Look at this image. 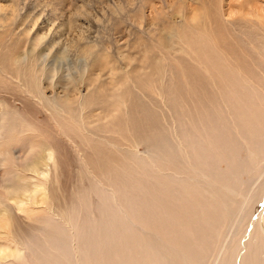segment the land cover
Listing matches in <instances>:
<instances>
[{
	"label": "rangeland",
	"instance_id": "obj_1",
	"mask_svg": "<svg viewBox=\"0 0 264 264\" xmlns=\"http://www.w3.org/2000/svg\"><path fill=\"white\" fill-rule=\"evenodd\" d=\"M221 12L225 13L223 18L219 16ZM234 13L233 0H0V114L12 110L10 112L12 120L14 119L13 124L10 123L12 128L10 126L7 128L10 134L3 133L4 129L0 128V134H4L0 136V148L8 146L10 152L17 150V154H22L33 144H28L30 141H36L44 146L53 144L56 165L52 166V170L47 175V178H50L52 202L54 197L56 206L63 207L65 215L70 216L69 222L73 225L70 229L75 233L78 241L76 245L82 259L103 257L106 259L112 250H115L118 258L121 259L122 252L117 251L116 244L120 236L131 232L132 228L126 226L124 229L120 222L121 218L111 219L110 213L106 212V204L112 202L110 190L120 193L122 183H125L120 178L125 172H128V177L132 181L136 176L138 177L136 166L149 152L157 151L155 159L158 160L159 165H165L164 160L161 159L162 154H159L161 150L157 147L167 139L171 141L169 137L173 136V131L164 127L162 123L164 128L158 131V134L152 136L148 129L140 135V125H143L141 122L144 121L145 115L146 124L151 125L148 109L155 112L152 113L153 117L157 114L156 118L159 122H163L164 118L161 114L165 113L170 126L177 127V132L182 130V126L187 128L190 123L196 124L195 126L199 128L198 112H204L206 105L210 107L214 105L213 108L217 109L219 104L216 105L213 101H208L205 106L198 101L203 98L200 93L202 89L197 85L201 81L197 78H203L205 81L210 71V75L216 76L214 83L221 86L222 82L217 78L220 74L214 70L216 64L201 65L197 56L202 57L203 51L210 52L212 54L208 55L217 57L216 62L219 64L215 66L219 68L217 70L243 68L250 79L260 76L255 71V67L264 68L262 64L264 36L263 33H259L261 28L257 31L255 28L233 25L235 18L238 17ZM228 21L232 24H227ZM37 41L39 43L33 54V51L29 52L32 49L29 43ZM19 44L22 46L20 47ZM25 44L30 50L24 48ZM253 45L255 49L251 48ZM257 45L260 46L258 56ZM84 46L93 47L91 56L98 61L94 66L89 67L90 76L87 74L89 78L83 76L82 81L79 72L82 70L80 67L83 66L85 58L81 53L87 48ZM203 46L207 48L203 49ZM10 49L16 55H20L22 49L28 50L26 54L21 55L19 63L22 66L16 64L15 60H12L15 64L11 60L7 63L9 57L15 59L12 57L13 54H10L12 53ZM23 56L26 60H23L24 63ZM5 63L9 65L8 70L4 68L7 66ZM12 64L16 71L11 67ZM40 65L41 67L45 65L46 73L43 74V71L39 70L41 68H38L39 73H35L37 80H31L29 76L33 77L35 74L31 75L30 71L36 70ZM192 65L195 71L196 66L206 67L209 71L207 74L201 72L203 76L199 75L198 71L193 77L185 75V70ZM1 66H4V70ZM19 66L21 72L17 68ZM77 68H79L78 72ZM92 69L94 72L91 74ZM190 78L196 79L192 80L193 85L191 84L192 89L194 88L193 92L198 93L196 97L185 88L186 81L188 79L190 81ZM233 80L234 77L227 81L234 82ZM196 85L198 87H195ZM74 89H78L77 93ZM65 91L69 92L68 101L63 97ZM40 93L43 95L46 93L48 100L50 98L56 100L58 108H53L51 102ZM81 96L84 97L87 106L83 113L77 103ZM176 98L179 100L175 101ZM80 122L85 124L86 132L82 130ZM22 124L23 128L26 126L24 129ZM36 127H39L38 131ZM29 129L31 131H28ZM33 133L37 137H34ZM7 137L11 141L7 140ZM22 137L25 139L23 140ZM237 143L238 140L236 142L228 140L232 156L238 158V161H243L247 153L242 145ZM172 144L174 146V143ZM130 146H133V150L127 153L126 149ZM154 148L155 150H152ZM170 158L173 159V155ZM217 167L220 171L227 169L226 160L218 162ZM2 170L3 167L0 165V175L4 170L6 171L5 168L3 172ZM237 176L242 184L252 189L256 188L257 181H254L245 169L239 170ZM160 181L169 183L167 178L153 180L150 178L142 181V185L144 184L141 187L142 192L146 193L151 188L147 184H160ZM104 186L107 189L103 188ZM263 201L264 198L254 204L255 209L258 207L257 213L264 204ZM256 212L251 214L248 225H252V219H255L253 217H258ZM40 214L41 212H38L35 216ZM201 214L199 212L200 217ZM23 221L25 224L32 220ZM50 221L52 220L47 218L43 230L50 231ZM116 224L120 226L119 231L122 234ZM234 228L227 229L226 244L237 232L238 227L234 226ZM249 234L250 227L249 230H245L243 240L249 237ZM92 243L95 248H91ZM91 250L93 253L90 252ZM212 251L208 253L211 254Z\"/></svg>",
	"mask_w": 264,
	"mask_h": 264
},
{
	"label": "bare ground",
	"instance_id": "obj_2",
	"mask_svg": "<svg viewBox=\"0 0 264 264\" xmlns=\"http://www.w3.org/2000/svg\"><path fill=\"white\" fill-rule=\"evenodd\" d=\"M233 2L234 15H238L233 25L236 24L238 27L247 26L250 29L255 28L257 31L261 28L259 33H263L264 36V0H233ZM223 14L225 13L221 12L222 16L220 14L219 16L223 18ZM220 20L222 19L220 18ZM228 22L226 23L232 24V22ZM168 37H171V35H168ZM173 41L170 42L173 43ZM38 43L39 41L29 43V46L32 47L31 50L28 49L29 47H25L26 44L24 48L30 50L29 52L33 51L32 53L34 54ZM84 47L87 48L82 50L81 53L82 57H85L83 66L80 67L82 74L79 72L80 80L82 81L84 77L87 78L89 67L94 66L98 61L97 58L91 56L93 47ZM259 47L257 45V56L260 53ZM251 48L255 49L254 45ZM23 49H20L21 53L23 51L22 54L19 53L20 55L13 54L10 49L12 53L10 51L9 53L13 54L12 57H15V59L9 57L10 59H7V63L8 60H15L16 64L22 66L19 63V61L21 62V55L28 52V50ZM262 50V53H264V48ZM209 53L203 51L202 57L197 56L199 64H216L214 65V70L220 74L217 75V78L222 82V87L214 83L216 76L210 75L211 72L203 66L202 68L196 66V71H198L199 75H201V72L202 74H207L209 71V77L205 81L203 78H197L201 83H197L200 87L197 85L195 87L202 89L200 93L203 100H198L201 105L205 106L208 101H213L216 105L219 104L217 109L213 108L214 105L212 107L206 105L204 112H198L199 128L195 126L196 124L190 123L187 128L182 126V130L178 132L177 127L170 126L165 113L161 114L164 118L163 122H159L156 118L157 114H155L156 117H153L154 114L152 115V113L155 112L148 109L151 125L148 126L146 124L145 115L144 121L142 120L141 122L143 125H140V135L150 129V133L153 136L155 133L158 134V131H162L165 126L173 131V136L169 137L172 142L167 139L157 147L161 150L159 154H162L161 159L164 160L165 165H159L158 160L155 159L157 158V151L154 153L149 152L147 156L141 159L140 164L136 166L138 177L134 175L136 176L133 179V181H136H134L135 183L128 177V172L124 171L125 173L120 180H124L125 183H122L120 193L118 194L108 188L112 202L106 204V212L110 213L111 219H115V217L121 218L120 222L124 229H126V226L132 228L131 232L122 234L119 231L120 226L116 224L122 237L120 236L117 244L113 243L114 239L112 243L116 244L117 251L122 252L121 259L118 258V253L115 250H112L106 259L104 257L99 259L88 258L86 261L81 258L76 245L78 241H76L75 233H73L74 231L71 232L70 229L73 228L72 223L69 222L70 216L65 215L66 212L62 209L63 207L56 206L57 203L54 197L52 202L50 178L48 179L47 175L52 170V166L56 165L54 149L52 148L53 144L44 146L36 143V141H30L28 144H33L26 151L24 150L25 152H22V154H17V150L10 152L8 146V148L6 146L5 148H0V165L3 170L4 168L6 169L4 172L2 170L3 173L0 175V264H264V204L258 209V213L256 212L258 207L254 208V204L264 198V68L255 67V71L260 76L252 79L247 75V72L244 73L243 68H232L231 70L222 68L220 71L217 70L219 68H215V66L219 65L216 62L217 57L208 55ZM262 57V64H264V55ZM193 58L196 60L195 56ZM23 60H25L24 56L22 62ZM5 65L7 64L5 63ZM21 66L17 68L20 70ZM44 66L35 67V72L32 69L31 73L28 72V74L34 75L39 70L43 71L44 74L47 70ZM3 67L1 66L2 70L4 68L7 69L9 65ZM38 68L43 69L37 70ZM16 70L14 69V71ZM185 71L187 76L193 77L197 75L193 65L188 66ZM93 72L92 69L91 74ZM36 74L33 76L35 78L29 76L31 80L34 79L33 81H35ZM88 76L90 75L88 74ZM233 77L234 82L227 81ZM27 80L25 81L30 83ZM192 80L196 79L190 78V81L188 79L189 83L186 81L185 88L193 97H196L198 93L193 92ZM33 81L31 84L34 87ZM89 84L91 85V82ZM117 90L115 91L117 92ZM77 91L78 89L75 92L77 93ZM40 94L44 98H48L45 96L46 93L44 95ZM42 96L40 97L42 98ZM63 97L65 101H68L69 92L65 91ZM48 101L51 102L50 105L53 108H58L56 100L50 98ZM77 103L83 113L87 107L84 103V97L81 96ZM10 111L0 114V128L4 129L3 133L7 132L10 134L7 128L9 126L12 128L10 123L13 124L14 119L12 120L13 117ZM106 117L108 116L106 115ZM80 123H82V130L86 132L85 124L83 122ZM38 128L36 127V130ZM28 131L31 130L29 129ZM25 134L27 135V133ZM25 134L23 133V135ZM37 134L39 133L37 132ZM32 135L34 136V133ZM5 137L2 138L4 139ZM8 137L7 140H10ZM228 140H231V142L238 140L242 145L247 153L243 161H238V158L237 160L232 156ZM10 141L9 144H11ZM172 143H174L175 147ZM126 150L127 153L131 152L133 146L128 147ZM152 150H155V148ZM171 155H173V159L170 158ZM222 160H226L228 167L220 171L217 164ZM241 169H245L250 174V177L257 181L255 189L239 182L237 172ZM150 178L152 180L167 178L169 183L165 181H160V184L150 182L152 184L147 185L151 188L146 193H143L141 190L144 185H142V181H147ZM103 188L107 189L105 186ZM49 211L54 214H50ZM38 212H41V214L35 216ZM199 212L202 213L201 217ZM255 212L258 217H253L255 219H252V222L250 220L252 225H248L251 214H255ZM199 217L201 220L198 219ZM23 218L27 221H32L24 224L23 220L25 219ZM47 218L52 220L50 221V231H45V228L43 230L45 223H47ZM234 226L238 227L237 232L232 235L229 243L226 244L225 233L227 229L234 228ZM249 227L250 236L243 240L245 230H249ZM87 244L89 245L90 242ZM91 246V248H95L93 243ZM211 250L213 251L209 254L208 251ZM90 252L93 253L92 250ZM206 252L207 257H205Z\"/></svg>",
	"mask_w": 264,
	"mask_h": 264
}]
</instances>
